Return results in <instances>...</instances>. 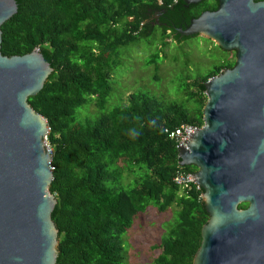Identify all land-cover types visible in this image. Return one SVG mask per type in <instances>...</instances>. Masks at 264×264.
Instances as JSON below:
<instances>
[{"label":"trees","instance_id":"16d2710c","mask_svg":"<svg viewBox=\"0 0 264 264\" xmlns=\"http://www.w3.org/2000/svg\"><path fill=\"white\" fill-rule=\"evenodd\" d=\"M17 3L18 13L1 27L3 55H25L38 49L54 68L44 88L31 96L29 103L50 127L54 167L50 191L57 198L52 217L60 242L56 264H124L122 235L149 204L160 213L178 208L174 225L159 244L162 251L156 263L193 264L209 214L204 189L193 186L181 192L174 183L181 164L168 130L185 123L203 126L208 101L205 83L233 64L216 65L200 81L187 83L186 88H197L190 93L195 104L191 109L185 103L166 102L148 93H131L128 103L104 112L112 92L110 62L114 52L153 34L156 28L146 21L149 9L166 10L175 25L181 26L184 1ZM218 5L213 0L208 8ZM161 30L165 35L166 30ZM177 34L171 36L183 41ZM157 58L155 55L150 62H157ZM89 102L103 113L79 121L78 109ZM121 163L145 172L132 188L121 183ZM184 168L197 171L194 165ZM246 207L248 203L240 204V208Z\"/></svg>","mask_w":264,"mask_h":264},{"label":"water","instance_id":"95a60500","mask_svg":"<svg viewBox=\"0 0 264 264\" xmlns=\"http://www.w3.org/2000/svg\"><path fill=\"white\" fill-rule=\"evenodd\" d=\"M217 1L177 28L180 38L202 35L236 52L235 65L205 83L203 126L180 143L209 214L193 264H264V1ZM18 9L0 0V264H56L50 127L29 103L54 68L38 49L3 55L1 27Z\"/></svg>","mask_w":264,"mask_h":264},{"label":"rangeland","instance_id":"374dc122","mask_svg":"<svg viewBox=\"0 0 264 264\" xmlns=\"http://www.w3.org/2000/svg\"><path fill=\"white\" fill-rule=\"evenodd\" d=\"M156 55L157 62L150 60ZM235 51H225L213 40L202 35L191 37L179 44L169 34L156 28L153 34L142 37L128 46L119 47L112 56V92L106 111L128 103L131 93H148L166 102L185 103L190 109L194 100L190 93L196 92L194 81L216 65L234 64ZM94 102H89L77 111V119H95L101 116ZM49 144V141L47 140ZM125 188L134 187L140 180L136 168L121 163ZM197 168V167H196ZM137 170V172H136ZM177 206L160 213L154 204H149L144 213L138 215L133 226L122 235L124 264H157L161 244L175 223Z\"/></svg>","mask_w":264,"mask_h":264},{"label":"flooded vegetation","instance_id":"af4514ba","mask_svg":"<svg viewBox=\"0 0 264 264\" xmlns=\"http://www.w3.org/2000/svg\"><path fill=\"white\" fill-rule=\"evenodd\" d=\"M255 1L259 2V1H264V0H255ZM212 4H213V0H202L198 2L197 4H191V5L185 4L186 8L182 11L181 17L179 19L181 23V26L179 27H177V25H175V21L167 15L166 10L153 12L152 9H149L146 21L151 24L152 28L165 29L166 34H169L170 36L175 34L176 36V34L178 33V31L176 30L177 28H180V27L185 28L191 22L193 18L198 17L202 12L214 11L218 8L217 7L216 9H209L208 7L211 6ZM196 10H200V12L196 13ZM191 12H192V15H190ZM177 35H179V33ZM180 39L184 40L185 37L180 38ZM235 55H236V52H235ZM234 59L236 63V56L234 57ZM235 63L232 66L227 67V68H232L235 65Z\"/></svg>","mask_w":264,"mask_h":264},{"label":"built area","instance_id":"2783aa9c","mask_svg":"<svg viewBox=\"0 0 264 264\" xmlns=\"http://www.w3.org/2000/svg\"><path fill=\"white\" fill-rule=\"evenodd\" d=\"M200 127L195 124H182L175 129L168 130V134L170 139L174 140L178 150L181 149L180 143L184 146L186 145V139L190 137V134L193 130L199 129ZM180 157V156H179ZM52 170L54 167L51 166ZM196 171H188L181 165V167L177 170L174 176V183L180 187L181 192L189 191L193 186H196L198 189H201L199 185H197L194 178L191 175L195 174Z\"/></svg>","mask_w":264,"mask_h":264}]
</instances>
